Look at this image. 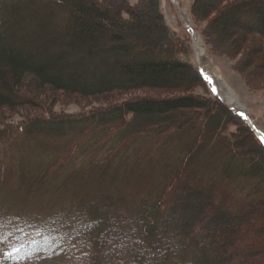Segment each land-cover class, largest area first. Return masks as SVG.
<instances>
[{
  "label": "trees",
  "instance_id": "1",
  "mask_svg": "<svg viewBox=\"0 0 264 264\" xmlns=\"http://www.w3.org/2000/svg\"><path fill=\"white\" fill-rule=\"evenodd\" d=\"M188 11L264 92V0ZM0 153V264H264V145L162 0H0ZM14 190L70 191L16 255Z\"/></svg>",
  "mask_w": 264,
  "mask_h": 264
},
{
  "label": "rangeland",
  "instance_id": "2",
  "mask_svg": "<svg viewBox=\"0 0 264 264\" xmlns=\"http://www.w3.org/2000/svg\"><path fill=\"white\" fill-rule=\"evenodd\" d=\"M169 2L171 3L170 6L165 3V0H162V8L166 21L175 31H180V29L183 28L189 32L190 39L192 36L193 40L191 39V41L192 47H194V63L204 75H207V73L211 75L212 78H209L208 75L205 76V78L211 79L212 88L213 85L217 87V93L215 90L214 92L218 94L217 96L224 101L225 104L232 107L236 112H243L241 115H243L254 127L255 131L264 133V92L261 90L248 89L238 72L232 69L231 60L228 58L223 56L211 57L206 54L201 37L193 29L188 11L190 0H169ZM196 35H198L201 42L197 39ZM227 93L233 95L234 102H229ZM74 108V106H70L68 109ZM260 136L263 137L264 135L261 133ZM1 157L2 154L0 153V158ZM14 160L17 161L13 169L16 168L18 163L17 155L14 156ZM48 160V157H43L42 162L45 163ZM23 161L26 163H33L37 160L34 158L28 160L24 157ZM3 170L8 174L10 169L7 170L4 168ZM8 176L9 175H6V177ZM62 179L53 181V183L59 185ZM53 183H51V185H53ZM48 188L51 187L48 186ZM69 192L64 196L57 195V192H48L47 194L49 195L43 196L41 195L42 193H40L33 195V197L26 198L24 191L14 190L13 195L9 196L5 205H7L6 209L13 210L12 214L15 215L14 217L10 215L8 218L7 214L6 216L4 215L6 220L4 224L5 230L10 229L8 220L11 221L12 218L21 216V218L19 217L17 219L19 233L16 235V244L13 254L16 255L17 251L20 252L23 248H27L34 244L36 237H38L37 235L41 233L42 229L41 235H47L48 226L50 222L54 220L51 212L58 210V206L63 204L64 199L70 196ZM54 206L56 209H52Z\"/></svg>",
  "mask_w": 264,
  "mask_h": 264
},
{
  "label": "water",
  "instance_id": "3",
  "mask_svg": "<svg viewBox=\"0 0 264 264\" xmlns=\"http://www.w3.org/2000/svg\"><path fill=\"white\" fill-rule=\"evenodd\" d=\"M191 39H192V36H191ZM193 40V39H192ZM194 46V45H193ZM194 48V47H193ZM197 63V62H196ZM201 72V71H200ZM202 73V72H201ZM203 74V73H202ZM203 76L205 77L206 75H204L203 74ZM208 79V81H209V83H210V87H211V91H212V94L213 95H216L217 96V94L214 92V90H213V88H212V82H211V80L209 79V78H207ZM218 97V96H217ZM219 98V97H218ZM220 99V98H219ZM233 111H235L232 107H230ZM238 115H240L244 120H246L245 118H244V116L243 115H241V113L240 112H236ZM247 121V120H246ZM247 123H248V125L250 126V128L253 130V132L256 134V136L262 141V143L264 144V142H263V140L261 139V137L259 136V134L255 131V129H254V127L253 126H251V124L247 121Z\"/></svg>",
  "mask_w": 264,
  "mask_h": 264
},
{
  "label": "bare ground",
  "instance_id": "4",
  "mask_svg": "<svg viewBox=\"0 0 264 264\" xmlns=\"http://www.w3.org/2000/svg\"><path fill=\"white\" fill-rule=\"evenodd\" d=\"M196 37H197V39L200 41V39H199V37H198V35H196ZM201 42V41H200ZM206 75V74H205ZM207 75H208V77L209 78H212L211 77V75L210 74H208L207 73ZM206 75V76H207ZM211 80V79H210ZM213 90H215V92L217 91V87L215 86V85H213ZM217 93V92H216ZM218 95V94H217ZM227 95H228V100H229V102L230 103H232V102H234V98H233V95L231 94V93H227ZM241 114H243V112H240ZM258 134H259V136L261 135V133L262 132H260V131H256ZM261 137V139L263 140V142H264V136L262 137V136H260ZM261 141V140H260ZM262 142V141H261ZM263 144V143H262ZM264 145V144H263Z\"/></svg>",
  "mask_w": 264,
  "mask_h": 264
}]
</instances>
